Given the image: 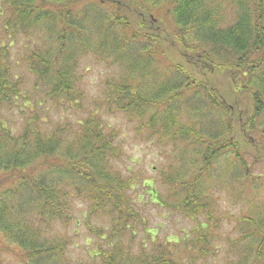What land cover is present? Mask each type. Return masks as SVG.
<instances>
[{"label":"trees","instance_id":"trees-1","mask_svg":"<svg viewBox=\"0 0 264 264\" xmlns=\"http://www.w3.org/2000/svg\"><path fill=\"white\" fill-rule=\"evenodd\" d=\"M167 39L182 62L165 55ZM86 56L120 69L92 107L78 75ZM118 114L170 158L168 194L146 178L148 200L136 199L135 175L115 167L119 132L105 118ZM261 163L264 0H0V264L6 252L19 264H208L221 240L223 264H264ZM229 191L242 204L235 239L221 232L217 197ZM148 202L197 225L161 241L140 210ZM77 211L91 263L69 254Z\"/></svg>","mask_w":264,"mask_h":264},{"label":"rangeland","instance_id":"rangeland-1","mask_svg":"<svg viewBox=\"0 0 264 264\" xmlns=\"http://www.w3.org/2000/svg\"><path fill=\"white\" fill-rule=\"evenodd\" d=\"M165 30V28H162ZM160 32H163L159 30ZM24 41V40H23ZM163 46L165 55L172 62H182L178 55V49L173 48L170 41L164 40ZM21 51V49H20ZM80 70L78 75L80 76V84L83 86L86 93L87 102L85 105L92 107L95 100L102 95V87L105 81L112 77H117L120 73V69L116 68V65H110L106 61H102L93 56H86L82 58L80 62ZM198 72L201 74L199 75ZM195 75L199 79L205 78L207 75H203L201 71H194ZM214 83L219 91L224 94L228 101L237 100L241 108L250 110V101L248 96L239 95L234 97L230 94L231 87L228 85V80L222 78L219 74L212 76ZM86 114V113H85ZM83 113V115H85ZM9 118L12 123L19 127L21 123L19 114L9 113ZM75 116V114H72ZM8 116V115H7ZM107 120L112 126L119 132L118 144L122 150V156L119 160H115V167L123 170L124 173L134 174L138 186L134 191V195L137 198L138 194L145 195L144 199L148 200V195L145 194V189L142 187V183L146 178L150 180H156V184L159 185L160 191L168 194L170 191L165 189L161 184V177L163 171L166 170L167 165H170V158L165 157L162 154L160 147L156 144L155 139H147L145 133L136 131L134 122H129L122 114L106 116ZM170 153V152H169ZM168 154V153H167ZM170 157V156H169ZM256 173H264V163L256 166ZM218 196V195H217ZM218 202L220 209L223 214L227 216L221 228L227 236H232L234 239L238 236V231H234L233 226L235 225L234 216L239 215L241 203H236V199L233 196V192H221L219 194ZM78 207L85 209L84 205L78 202ZM142 214L147 217L148 228L153 231L154 234L158 235L159 240L177 241L186 238L190 235L191 231L196 227L197 223L182 213L173 210L172 208H162L161 206L148 202L140 208ZM229 215V216H228ZM77 224H72L69 228V233L72 234L73 245L69 248V254L76 261L83 263H91L90 255L88 254L89 246L86 245L88 233L84 225V219L82 213L77 211ZM231 222V223H230ZM78 231V232H77ZM146 236L145 231L139 232V237L144 238ZM224 243V249L227 251L228 243ZM224 249L222 253L217 256L215 260L212 259L208 264H223ZM2 264H19L16 256L11 252L3 253ZM175 256V255H174ZM176 257L181 259L186 258L185 254H176Z\"/></svg>","mask_w":264,"mask_h":264}]
</instances>
